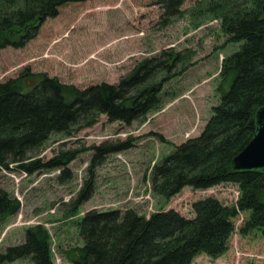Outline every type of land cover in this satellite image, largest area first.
Listing matches in <instances>:
<instances>
[{
    "label": "trees",
    "instance_id": "obj_1",
    "mask_svg": "<svg viewBox=\"0 0 264 264\" xmlns=\"http://www.w3.org/2000/svg\"><path fill=\"white\" fill-rule=\"evenodd\" d=\"M84 1L0 0V46H25L47 18L58 15L61 6ZM183 2L156 1L164 21L181 14ZM195 12L220 20L227 42L240 45L222 61L221 76L228 85L220 90L219 103L212 107L202 131L173 144L172 151L152 166L151 191L167 200L186 186L206 190L232 183L238 189L237 200L227 205L214 196L198 199L191 205V217L172 208L148 216L132 208H92L75 221L82 244L65 254L70 264H192L199 253L217 258L228 250L234 219L242 212L247 216L240 234L258 230L264 238V168L235 170L232 164L255 134V113L264 105V0L199 1ZM183 58L164 50L137 62L117 83L84 88L44 73L33 75L37 80L28 82L27 69L0 81V173L19 170L32 174L57 168L60 180L70 179L69 164L79 151L61 150L46 161L29 160L28 154L36 152L50 134L69 135L75 129L91 127L101 115L109 122L125 124L144 117L160 105L164 79ZM159 71L164 76L153 80ZM150 134L166 143L160 133ZM132 146L129 138L92 147L87 177L70 203L69 213L77 212L92 197L95 169L106 156ZM19 209V200L0 186V235L5 220ZM24 258L31 264H55L50 235L42 225L27 227L22 242L0 252V264Z\"/></svg>",
    "mask_w": 264,
    "mask_h": 264
},
{
    "label": "rangeland",
    "instance_id": "obj_2",
    "mask_svg": "<svg viewBox=\"0 0 264 264\" xmlns=\"http://www.w3.org/2000/svg\"><path fill=\"white\" fill-rule=\"evenodd\" d=\"M157 0H87L67 3L56 17L47 18L37 36L25 46H0V81L17 77L26 69L27 81L35 74L57 77L62 83L84 88L91 84L117 83L137 62L161 51L180 53L183 60L164 79L161 103L144 117L125 124L109 122L105 115L91 127L75 129L69 135L52 133L29 160L46 161L58 152L77 150L70 164L72 176L60 180L59 169L32 174L19 170L0 173V186L20 202L17 214L7 218L0 235V252L22 242L27 227L40 224L47 229L55 264H70L65 258L70 247L82 244L75 221L92 208L126 210L132 208L148 216L159 209H174L193 215L194 201L214 196L227 205L238 197L237 186L222 183L206 190L184 187L170 199L153 195L151 170L164 155L197 136L219 103L220 90L228 85L222 78V61L239 48L228 43L220 20L196 14L199 1L184 0L181 14L164 21ZM153 80L164 73L157 72ZM30 84V83H29ZM160 133L166 143L150 133ZM131 138L133 146L106 156L95 169L92 197L77 212L69 213L85 178L93 146ZM247 213L235 219V231L228 250L213 258L199 253L192 264H264V238L258 230L246 235L239 230ZM61 251V252H60ZM4 264H31L29 258Z\"/></svg>",
    "mask_w": 264,
    "mask_h": 264
},
{
    "label": "water",
    "instance_id": "obj_3",
    "mask_svg": "<svg viewBox=\"0 0 264 264\" xmlns=\"http://www.w3.org/2000/svg\"><path fill=\"white\" fill-rule=\"evenodd\" d=\"M255 118V134L232 160L235 170L264 168V105L256 111Z\"/></svg>",
    "mask_w": 264,
    "mask_h": 264
}]
</instances>
